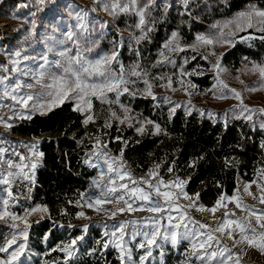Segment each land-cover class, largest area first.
Instances as JSON below:
<instances>
[{
  "label": "trees",
  "instance_id": "trees-1",
  "mask_svg": "<svg viewBox=\"0 0 264 264\" xmlns=\"http://www.w3.org/2000/svg\"><path fill=\"white\" fill-rule=\"evenodd\" d=\"M143 3L144 0H140V4ZM249 6L264 9V0H185L184 4L182 0H156L146 16L144 32L136 27L135 15L111 17L114 27L123 34L111 32L94 38L97 43L91 54L111 52L113 41L122 36L119 60L126 78L135 81L128 87L136 95L124 93L119 103L111 104L93 98L94 121L87 124L84 115L73 111L70 101L13 124L12 134L41 137L37 149L44 154L35 170L28 204L46 206L47 215L31 223L28 229L27 249L32 254L28 264H65L66 254L59 248L77 235L83 236L79 241L84 246L76 244L77 251L67 264L117 262L111 250L101 247L94 227H88L83 235L80 224L72 223L78 211L74 202L95 173L94 168L83 161L92 135H100L113 152L121 155L123 151L122 159L135 169L143 171L156 165L161 178L175 176L188 181L185 190L188 194L199 193L198 201L204 206H211L222 194L231 195L238 180H251L256 167L264 165V134L258 127L264 117L260 113H253L249 121L240 117L237 107H230L210 116L176 105L163 96L156 95L153 99L144 93V80L152 84L151 91H155L168 78L174 82L182 71L190 73L205 68L207 63L193 48L196 37H218L215 23ZM148 28L152 31H147ZM174 32L183 50L164 51V44L173 39ZM256 34L264 36V32ZM130 36L145 38L136 43L129 39ZM263 60L264 40L258 38L248 42L234 41L221 56V64L230 70L244 61L260 63ZM136 65L142 74L139 78L131 76ZM114 67L119 70V65ZM187 77L199 90L211 87L208 74ZM108 99L115 101V93H108ZM121 105L130 111L125 113ZM110 110L121 118L125 115L135 118L136 122L125 125L118 123L116 118L109 121ZM146 121L152 123H147L149 127L143 133L138 132L140 123ZM106 122L111 126L106 127ZM155 125H159L158 132ZM192 163L194 167L189 166ZM87 249L93 251L87 252Z\"/></svg>",
  "mask_w": 264,
  "mask_h": 264
},
{
  "label": "snow or ice",
  "instance_id": "snow-or-ice-1",
  "mask_svg": "<svg viewBox=\"0 0 264 264\" xmlns=\"http://www.w3.org/2000/svg\"><path fill=\"white\" fill-rule=\"evenodd\" d=\"M41 3H43V0H41ZM155 3L156 0H144L143 5L140 4V0H94V7L91 9L77 6L72 11L76 24L65 33V41L61 42H70L72 47H64L57 53L61 58L60 60L49 62L46 56L42 57L44 63L40 65L41 71L38 75L33 76L35 84L40 85L46 90V95L49 98L48 101L46 103H38L36 102V95L31 92L23 93L25 87L31 89L35 86L33 84L16 82L13 86L5 85V81L9 79L8 76L0 77V96H10L22 109H28L31 106L34 111L41 113L51 111L54 106L61 105L65 101H75L73 111H78L82 115L87 113L84 123L87 124L94 121V115L92 114L93 97L99 99L102 103L111 104L119 103V97L124 93L132 96H135L136 93L128 87L129 84H135V81L126 78L124 67L119 60L120 48L123 47L124 38L122 36L119 40L113 41L111 52L98 55L94 59L89 58L87 55L93 51L97 43L92 36L96 30V25L99 24L101 34L108 27L107 21H100L98 18L92 16V14L99 9L106 12L113 19L118 18L122 14L138 16L136 27L141 32H144L147 23L146 16L149 14V9ZM232 23H235L236 31H243L246 28L255 26L257 31L264 32V10L253 8L249 11L241 12L235 21H228L223 27H228ZM214 27H217L219 30L218 37L201 35L197 37V40L204 45L219 43L221 40L224 43L232 44V40L229 37L234 33H230L229 37H225L221 26L216 25ZM147 31L150 32L152 29L148 28ZM177 35L175 32L172 34V41L164 45L166 49L171 51L183 50L176 42ZM144 38V36L129 37L130 40H135L136 43H139ZM256 38L264 40V36L241 37V40ZM73 48L75 49L74 54ZM14 55L18 58L12 60L14 67L3 70L5 72L11 71L21 73L22 75H31V73L20 68L21 61L27 60L28 57L22 56L21 51L15 52ZM161 56H164V53H161ZM164 58L168 59L167 57ZM204 58L206 59L207 57ZM168 62L171 61L169 60ZM114 65H119V70ZM49 67H56L60 71L58 74L51 73L49 75L47 72ZM138 67V65L133 67L131 76L141 77V72L137 70ZM212 67L217 70L216 86L226 90V92L221 91L217 98L227 99V93H230L232 98L239 101L240 117L249 121L252 120V114L255 112L264 114V108H249L243 103L240 92L236 91V89H230L223 80L218 78L219 72L223 71L219 59ZM250 71L259 73L260 87L264 88V64H253ZM181 74L195 75L196 73L182 71ZM46 76L49 79V83H44ZM161 79L163 78L161 77ZM144 83L146 85L144 93L156 99L151 91L152 84L147 80H144ZM167 83L168 86H171V78H168ZM191 87L195 88V85L193 84ZM247 90L254 91L256 89ZM108 93H115V101L108 99ZM30 102H32L31 105ZM121 107L125 113L130 111L123 105ZM172 111L174 112L175 109H172ZM110 114L120 123H123L124 119L129 118L125 115L121 119V117L117 116L115 112H111V110ZM16 115L17 113L13 110V116ZM208 115L211 116L213 114L209 112ZM18 118L31 119V115L26 116L21 111ZM11 119L12 117H9V120H5L0 116V125H3L5 128H12ZM146 123L152 122L146 121ZM105 126L110 127L111 125L106 122ZM260 127L264 128V123ZM155 128L157 132L160 130L159 125H155ZM137 131L144 132L142 124L137 128ZM117 139L120 138L117 137ZM38 143L37 141L30 145L32 155L37 158V161H32L29 157L25 156H20V163H16L11 159L5 160V150L0 148V185L5 186L6 195L13 201L17 199L12 195L11 191L14 182L17 179L32 181L34 170L38 166V160L44 155L42 152L36 151ZM106 149L107 145L102 144L97 139L93 145V151L87 154L89 159H86L85 163L90 167H100L101 171L99 179L92 180V188L95 191H92L90 194L81 193L80 197L84 201L85 206L97 213L104 212L112 219L125 211L147 210L158 214L142 218L144 221L143 228L141 230L134 229L130 234L131 240H135L137 236L142 237L138 244V248L143 250V254L139 257L140 264H146V261L153 256L154 249H160V253L163 255L164 244H171L175 248L182 240L189 242L190 250L185 254V259L181 261V264H194L193 257L198 264H241L244 255L243 246L245 245L254 247L264 254V209H257L255 206L244 203L242 196H240L241 189L239 187L235 190L236 194L233 196L227 197L222 194L212 207L205 208L203 205L196 203L199 199V193L195 194V199L188 195L185 190L188 181L181 180L178 177L176 181H170L165 184L162 178H158V173L155 171H150L147 174V178H134L131 173L124 169L122 164L116 163L119 158L110 156ZM122 155L123 151H121V157ZM92 157H95V162ZM25 161L28 162L25 163ZM189 166L194 167L195 165L192 163ZM25 169H29V171H25ZM168 171L171 172L172 169L169 168ZM261 175H264V172ZM125 178H127V182H125ZM153 178H157L155 184L152 183ZM252 183H256V181H251L244 185L243 193L252 196L253 199H257L256 195L249 190ZM129 184L132 186L130 187ZM258 187L262 191L259 203L264 204V186L258 184ZM173 189H179V191H174ZM181 198L190 202L186 205H180L178 201ZM226 202H234L235 209H239L245 215L242 218L236 216L235 210H229ZM9 203V199L0 200V204L3 206L2 210H0V221L7 222L9 219L13 222L21 221L25 224V227L20 228L16 223L10 225L13 231L4 236L3 240L0 241V253L6 254L5 258L0 259V264H22L21 257L25 255V250L28 247V227L30 226L27 224V217L35 211L42 210L46 212L47 209H41L40 206H37L36 208L26 209L24 216H18L8 211ZM77 204L80 205V201H77ZM109 204H123L124 207H116L115 210L104 207ZM187 209L209 212L216 226L212 227L211 223L195 220L189 215ZM221 209H224L222 217L216 218L215 214ZM173 212H178L179 215L173 216ZM77 216L84 217L85 213L81 211L77 213ZM252 218L255 219V224L252 223ZM162 221H166V223H162ZM140 223L141 221L137 220L120 221L111 226V232L105 231L104 233L105 236L109 237V240L103 243V248L106 250L111 245L117 249L120 264H125L126 259L131 260L132 256V251L127 246L128 241L124 239L127 234L126 229L129 225L136 226ZM87 227V225L84 226L85 232L87 231ZM105 228H108V225H105ZM226 239L232 241L231 247L223 242ZM79 240H83V236H78L72 239L70 243L64 244L59 248L60 251L66 254L65 264L75 255V246ZM237 247H240V252L233 251Z\"/></svg>",
  "mask_w": 264,
  "mask_h": 264
},
{
  "label": "rangeland",
  "instance_id": "rangeland-1",
  "mask_svg": "<svg viewBox=\"0 0 264 264\" xmlns=\"http://www.w3.org/2000/svg\"><path fill=\"white\" fill-rule=\"evenodd\" d=\"M182 3H185V0H182ZM77 6H83L85 8L91 9L94 7V0H0V77L8 76L9 79L5 81V85L13 86L16 82L25 83V84H33L35 85L33 88L29 89L25 87L23 89V93L31 92L32 94L37 96L36 102L38 103H46L48 101V97L46 95V90L43 89L40 85L35 84V80L33 76L38 75L41 71L40 65L44 63L42 57H47L49 62L60 60L61 58L57 55L59 51H61L64 47H72L71 43H61L65 41V33L71 29L75 24L76 20L72 15V11L77 8ZM98 7V6H97ZM253 6H249L248 8L238 11L235 15L231 17L215 23L214 26L219 25L223 28V33L225 37H229L230 33H234L229 38L234 41L248 42L249 40H241V37H260L256 36L258 32L256 27L246 28L243 31H236L235 23L229 24L228 27H223L225 23L228 21H235L238 17L239 13L246 12L253 9ZM256 9V8H255ZM264 10V9H258ZM92 16L98 18L100 21H107L108 27L103 30V34H109L111 32L116 33L117 35L123 34L118 31L111 22V16H109L106 12L97 10V12L93 13ZM91 18V17H90ZM138 22V16H136V24ZM243 23V21H241ZM215 35H219V30L215 27ZM101 34V29L99 28V24L96 25V30L93 32V39L103 35ZM198 37V36H197ZM195 41V46L193 47L198 53L201 54L207 66L205 68H200L197 71H190V73L195 72V75L200 74H208L212 80L211 87L206 90H199L196 86L192 88L193 85L188 79L187 75L180 74L174 82L172 81L171 86H168L167 81L163 83V86H160L155 91H152L153 95L163 96L167 98L170 102L176 105H183L185 107H190L196 109L200 114H208L211 112L213 115L216 111L237 107L240 115L239 101L232 98L230 93H227V99H219L217 96L221 91H225L217 85V75L216 69L212 67V65L217 63L219 59V63L223 71L219 72V79L223 80L230 89H236V91L240 92L243 98V103L247 105L249 108L259 109L264 108V88L260 87V75L258 72L250 71L253 64H264V60L260 63L244 61L242 62L235 70H230L224 67L221 64V56L225 49H227L231 44L224 43L222 40L219 43H214L212 45H204L197 40ZM212 37V35H210ZM172 41V40H171ZM170 42V41H169ZM166 42V43H169ZM165 43V44H166ZM164 44V45H165ZM168 49L164 48V51ZM21 51L22 56H27V60H22L20 63V68L26 70L31 73V75H22L17 72H5L3 69H11L13 68L12 60L18 59L15 57V52ZM75 49L73 48V54ZM214 53V54H213ZM89 58H96L98 55H103V53H99L96 55H92L91 53L87 54ZM204 57H207L206 59ZM59 69L56 67H49L47 69L48 74L51 73H59ZM182 82V83H181ZM44 83H49V79L46 76ZM247 89H256L254 91H250ZM191 93V95H189ZM39 94V95H37ZM151 97V96H150ZM95 98V97H93ZM92 98V99H93ZM72 104V108L74 106L75 101H70ZM32 102H30L31 105ZM13 110L17 113L16 116H13ZM23 112L24 115H32L34 113H41L39 111H34L31 106L28 109H22L20 105L16 104L15 101L11 99L10 96H0V116H2L5 120H9V117H12L10 122L12 124L17 123L20 118L19 113ZM80 113V112H79ZM260 113V112H258ZM261 114V113H260ZM87 115V113L84 114ZM247 115V114H245ZM264 117V114H261ZM109 121L115 119L111 115L109 116ZM128 119H124L123 123L125 125H131L136 122L135 118H131L128 116ZM123 119V118H121ZM118 121V120H117ZM118 123H120L118 121ZM264 123V118L258 122V127L261 132L264 134V128H261L260 125ZM144 127V130L149 127L147 123H140ZM41 137H19L10 132L9 128H5L3 125H0V148H3L4 151V159L8 160L11 155L18 154V162L20 163V156L29 157L32 161H37V158L32 155V151L30 145L39 141ZM99 139L102 144L105 142L102 140L100 135H92L89 137V147L85 149V154L83 161L85 163L86 159H89L87 154L93 151V145L96 143V140ZM36 151L38 149L36 148ZM106 151L112 157L119 158L117 160V164H122L124 169L131 173L134 178H147V174L150 171L156 170V165H151L146 170H138L134 167L130 166L126 163L119 152H113L108 147ZM40 159V158H39ZM95 162V157H92ZM39 161V160H38ZM28 161H25L27 163ZM89 168H94V175L87 180V185L85 189L80 192L81 193H91L95 191L92 188V180L99 179V173L101 171L100 167H90L85 163ZM25 171H29V169H25ZM264 172V165L257 166L253 177L249 181L238 180L236 182V186L234 192L227 196L231 197L235 193V190L239 187L241 189L240 196L243 198V202L250 205L255 206L257 209H264V204L259 203V197L262 195L261 188L259 185L264 186V175L261 173ZM158 178H161L158 176ZM178 177L169 176L167 178H162L167 184L170 181H176ZM181 180H184L180 178ZM22 180V179H21ZM23 183H15L11 187L12 195L17 196L15 201L8 198L5 192V186L0 185V200L9 199V208L8 211L13 215L24 216L26 209L36 208L40 206L41 209L46 208L43 205H34L32 207L25 208L24 206H20V199H22L23 190H28L27 195H30V188H26L24 183L28 182V180H23ZM251 181H256V183H252L250 186V191L254 193L257 199H253L252 196H248L246 193H243V187L245 184H248ZM125 182H127V178H125ZM157 182V178L152 179V183L155 184ZM119 183V181H118ZM18 186V187H16ZM131 187L132 185L129 184ZM15 189H17L15 191ZM167 190V189H162ZM174 191H179V189H173ZM76 199L74 202L79 212H84V217H78L77 213L72 220L74 224H80L79 228L81 229V233L85 235L84 226L87 225L89 228L94 227L98 231L99 237L101 239V247L103 248V243L109 240V237L105 236V231L111 232V226L120 221H128V220H137L141 221L140 224L136 226L129 225L126 229V235L124 239L128 241V247L132 251L131 260L126 259L125 264H140L139 257L143 254V250L138 248V244L142 237L137 236L135 240H131L130 234L133 230H141L143 228L144 221L142 218H146L149 216L158 215L155 213H151L147 210H139L134 212L125 211L122 214H118L114 219L110 218L108 214L104 212L97 213L93 209L88 208L84 205V201L81 200V197ZM193 199H195V194H188ZM221 196V195H220ZM219 196V197H220ZM218 197V198H219ZM217 198V199H218ZM77 201H80V205L77 204ZM190 201L181 198L178 203L180 205H186ZM216 202V201H215ZM215 202L211 206H204L205 208L212 207ZM198 205H202L198 200L196 201ZM227 208L229 210H235L236 216L243 217L245 214L241 212L239 209H235L234 202H226ZM104 207L115 210L116 207H124L116 206L115 204L105 205ZM135 207V205H134ZM3 206L0 204V210H2ZM189 215L193 217L195 220L201 221L203 223H211L212 227H215V222L213 220L212 215L207 212H201L194 209H187ZM224 209L217 211L215 214L216 218H220L223 215ZM47 211L38 210L33 212L31 215L27 217V224L30 226L33 220L36 218H40L42 216H46ZM173 216H178V212H173ZM12 223L18 224L20 228L25 227V224L21 221H11L10 219L5 221H0V241L3 240L4 236H7L13 229L10 227ZM162 223H166V221H162ZM252 223L255 224V219L252 218ZM105 225H108V228H105ZM87 227V228H88ZM29 229V227H28ZM77 235L76 237H78ZM75 237V238H76ZM71 238L70 241L72 239ZM69 241V243H70ZM229 247L232 246L231 240H224ZM80 246H84L82 241H78ZM104 249V248H103ZM77 251V248L75 247ZM111 250L113 256L116 259V264H120V260L118 259L119 252L117 249L109 246L108 249ZM190 250V244L187 240H182L179 245L175 248L171 246V244L163 245V255L160 253V249L153 250V256L146 261V264H166L169 257L168 264H181V261L185 259V254ZM240 247L233 249L234 252H240ZM92 249H87V252H92ZM243 259L241 264H264V254H262L258 249L254 247H248L247 245L243 246ZM34 255L36 253L32 252ZM5 253H0V259L5 258ZM32 259L31 251L28 249L25 250V255L21 257L22 264H28ZM194 264H198L195 262V258L193 257Z\"/></svg>",
  "mask_w": 264,
  "mask_h": 264
},
{
  "label": "crops",
  "instance_id": "crops-1",
  "mask_svg": "<svg viewBox=\"0 0 264 264\" xmlns=\"http://www.w3.org/2000/svg\"><path fill=\"white\" fill-rule=\"evenodd\" d=\"M15 123V122H14ZM40 161H41V158L39 159V161H38V166L40 165ZM37 166V167H38ZM37 169V168H36ZM35 169V170H36ZM35 170H34V176H33V179H32V181H28V182H25L24 184L25 185H23V186H25L26 188L28 187V188H30L31 187V185H32V183L34 182V177H35ZM23 183L24 181H23V179L21 180V179H17L16 181H15V183ZM16 187H18V186H16ZM12 188H14V186L12 187ZM17 189H15V191H16ZM27 192H28V190H23V192H22V194H24L23 195V197H22V199H20V204H18V205H20V206H24L25 208H28V207H32V206H34V205H41V204H38V203H35V204H28L29 202H28V199H29V196L27 195ZM16 198H17V196H15ZM9 198V197H8ZM44 206V205H43ZM43 217H45V216H42V217H40V218H36L35 220H33L32 221V223H36L37 221H39V220H41Z\"/></svg>",
  "mask_w": 264,
  "mask_h": 264
},
{
  "label": "built area",
  "instance_id": "built-area-1",
  "mask_svg": "<svg viewBox=\"0 0 264 264\" xmlns=\"http://www.w3.org/2000/svg\"><path fill=\"white\" fill-rule=\"evenodd\" d=\"M18 155L14 154V155H11L8 159H11L12 161L14 162H18ZM116 205V204H115ZM123 204H119V205H116V206H122Z\"/></svg>",
  "mask_w": 264,
  "mask_h": 264
}]
</instances>
